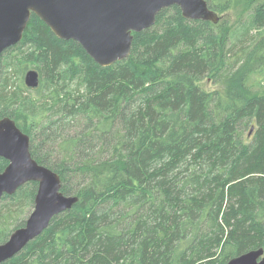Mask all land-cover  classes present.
<instances>
[{
    "label": "trees",
    "instance_id": "obj_1",
    "mask_svg": "<svg viewBox=\"0 0 264 264\" xmlns=\"http://www.w3.org/2000/svg\"><path fill=\"white\" fill-rule=\"evenodd\" d=\"M205 1L242 9L212 23L162 8L107 66L30 15L0 56V118L78 199L0 264H225L264 252V85L247 79L264 66V0ZM28 68L34 97L13 81ZM36 187L1 197L0 243Z\"/></svg>",
    "mask_w": 264,
    "mask_h": 264
},
{
    "label": "water",
    "instance_id": "obj_2",
    "mask_svg": "<svg viewBox=\"0 0 264 264\" xmlns=\"http://www.w3.org/2000/svg\"><path fill=\"white\" fill-rule=\"evenodd\" d=\"M172 5L178 6L187 19L219 21L205 0H0V56L21 40L34 14L58 38L78 42L93 61L111 65L130 55L133 32L152 26L157 13ZM23 83L29 90L37 89V69H26ZM0 157L7 161L0 171V199L27 182L37 184L24 224L0 243L2 263L40 235L54 216L71 208L78 198L64 194L59 175L31 156L29 136L9 116L0 118ZM225 264H264L263 249L243 252Z\"/></svg>",
    "mask_w": 264,
    "mask_h": 264
},
{
    "label": "rangeland",
    "instance_id": "obj_3",
    "mask_svg": "<svg viewBox=\"0 0 264 264\" xmlns=\"http://www.w3.org/2000/svg\"><path fill=\"white\" fill-rule=\"evenodd\" d=\"M241 9H242L241 3H236L233 8H231V9L225 11V12H217V11L216 12H217V15L219 16L220 19H223L225 14H226L228 19L233 22L238 17ZM252 71H254L253 73L257 72L254 75V76H256V80L252 79L251 76L250 77L247 76V79H250L249 81H254V86L257 87V89L259 91H261L262 90V86L264 85V66L263 67H258L257 69H254ZM13 79H14L13 81H14V85L15 86L18 87L19 84H20V81L22 82V85H24L23 84V74H22V76H18V75L14 76ZM199 85L205 90H210V89H214V88L217 87V85L212 84V82L210 80H208V79L202 80L199 83ZM259 86H261V87H259ZM32 91L33 90H31V92H29V93H30V96L34 97V95H36V94H34ZM25 94H27V93H25ZM32 206H33V203H32L31 206L27 207L28 210H27L25 219L27 218L28 214L30 213V211L32 209ZM7 223H10V221H8Z\"/></svg>",
    "mask_w": 264,
    "mask_h": 264
}]
</instances>
